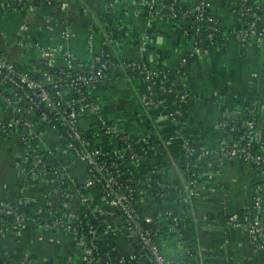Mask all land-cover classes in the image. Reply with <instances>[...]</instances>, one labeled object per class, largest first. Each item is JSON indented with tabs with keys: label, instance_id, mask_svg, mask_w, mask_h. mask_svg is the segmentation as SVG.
I'll use <instances>...</instances> for the list:
<instances>
[{
	"label": "crops",
	"instance_id": "1",
	"mask_svg": "<svg viewBox=\"0 0 264 264\" xmlns=\"http://www.w3.org/2000/svg\"><path fill=\"white\" fill-rule=\"evenodd\" d=\"M146 1L23 0L17 9L9 0H0V53L18 69L39 76L47 71L40 56L42 49L49 51L56 69L64 68L68 60L86 65L105 49L120 60L130 61L139 56L137 41L147 34L144 57L148 68L159 73L151 85L150 98L142 79L115 72L88 89L91 105L79 119L82 134L115 159L128 141L147 140L139 162L120 163L118 169L131 180L139 212L151 220L162 216L172 234H177L178 224L188 228L180 235L184 241L168 235L162 242L167 259L180 264L186 252L184 244H188L200 251L201 264H264V218L258 244L249 231L250 217L239 221L236 215L227 217L247 207L248 186L250 199L255 187L262 188L264 207V174L237 161L223 164L217 157L223 141L220 122L228 116L239 120L242 115L233 101L237 106L241 102L255 106L253 131L264 151V36L244 42L236 39L235 33L243 27L236 14L239 0H204L226 39L222 48L213 47L194 57L184 72H178L179 62L191 46L190 30L176 28L166 16L152 18L147 29L150 16L144 7ZM177 1L157 0L159 4ZM172 112L178 113L177 120L170 116ZM9 114L0 102V121H9ZM102 121L113 124L118 135H95ZM183 132L196 154L194 166L206 170L188 195V203L183 201V186L195 170L178 156ZM57 144L56 133L48 131L38 152L55 147L51 166L42 172L38 165L37 176L26 179L18 166L27 158L34 160L37 153L28 152L18 137L0 134V206L22 207L23 216L19 231L13 222L1 224L2 236L12 241L0 240V264H74L72 257H66V251L75 248L73 243L79 248L75 260L85 264L77 237L57 229H41L34 222L43 211L56 216L63 199L66 213L75 219L84 221L92 215L114 230L120 256L135 254L132 240L124 233L122 215L103 200L96 186L89 185L83 166ZM156 179L168 190L159 201L150 186ZM27 236L29 240L24 242ZM15 245L23 249L19 259L11 257L16 253L11 247ZM112 257L100 264H118ZM139 261L146 264L145 258Z\"/></svg>",
	"mask_w": 264,
	"mask_h": 264
},
{
	"label": "built area",
	"instance_id": "2",
	"mask_svg": "<svg viewBox=\"0 0 264 264\" xmlns=\"http://www.w3.org/2000/svg\"><path fill=\"white\" fill-rule=\"evenodd\" d=\"M10 4L20 7L24 4L23 0H9ZM170 5L159 4L157 0H148L144 3L146 12L150 16L149 21L146 24V28H151V19L158 16H166L173 22H175L176 14L173 13V2ZM237 17L242 23L241 30L235 33L236 39L240 42H244L253 38H260L264 36V0H239L237 9ZM209 12L204 0H196L192 10L186 11L181 14V18L188 17L194 18V25L191 27L185 26L180 28H188V38L191 42L196 40L199 44H205L202 46H190L187 54L180 60L178 64V72H184L188 62L186 56L197 57L198 55L208 52L213 48L214 42H212L213 34L217 33L221 35V40L226 39V36L220 30L217 22L210 18ZM201 22H207V39L202 41L200 37V25ZM225 37V38H224ZM149 36L146 34L139 39L138 53L139 56L130 61L120 60L117 58V63L108 62L103 60V57H114V54L105 49L97 57L88 62L86 69L80 68L78 71L73 69V60H68L67 65L64 68L56 69L53 66L52 57L47 49H42L40 52L41 58L47 64V71L42 75L35 76L29 72L22 71L16 66L9 63L6 58L0 53V86L4 83H8L12 86L14 96L12 98H0L6 107H8L9 121H0V134L7 138L18 137L25 145L26 149L30 153H37L34 160H28V158L20 163L19 171L26 179H33L37 176L36 167L41 165L42 172H45L46 163L43 162V155L47 153L52 156L55 147H46L42 152H38V147L42 143L43 136L52 131L56 133L58 139V148L65 149L75 161L83 166L89 178V185L96 186L102 194L103 200L109 204L112 208L119 211L123 218V229L128 238L136 241L137 253L129 257L122 256L121 259H117L118 264H138L139 259L145 258L146 264H176L171 260H168L160 252L158 245L152 239L151 231L144 228L143 223H150L151 219L140 215L138 208L134 204L133 193L130 188L131 180L128 177L123 176L118 165H109L103 161L105 152L92 145L87 138L84 137L79 126V119L82 113L88 109L91 105V98L88 94V89L92 86H97L105 82L109 77L106 74L107 70L114 69L115 72L126 71L130 69L132 72L138 70V75L142 76V81L147 87V96H151V85L159 75L158 72L152 71L148 68V65L144 62L136 61L144 59V52L148 44ZM138 62V63H136ZM63 69H67L66 71ZM138 77V76H137ZM139 78V77H138ZM1 96V94H0ZM161 104V102H159ZM252 108H248L247 117L242 113L241 118L242 126L246 129V132L240 137L234 140L226 141L223 138L222 148L217 155L221 163L228 162H241L249 165L263 166L264 165V151L257 154L251 152L252 144L256 143L257 136L253 131V122L255 114V106L252 104ZM37 117V121H30L27 117ZM173 119L178 117V113L170 115ZM233 116H228L231 122ZM234 118V117H233ZM247 118H249L247 120ZM234 120L239 121L234 118ZM103 131L102 135L115 137L118 135L116 127L107 121H102L99 126ZM219 128L222 134L225 133L227 124L224 119L220 122ZM62 130V133L58 131ZM234 127L231 128V131ZM183 156L187 160L193 159L195 152L190 147L188 140L183 137L179 138ZM140 144H146V139H140L137 142ZM229 146V147H228ZM128 152L129 163H136L144 156L145 150L135 152L134 147L127 144L124 148L122 155ZM120 155V156H122ZM118 156V157H120ZM186 167L193 166L194 172H190L184 189V203H188V195L192 192L198 183L196 174L200 166H194L192 164L184 163ZM114 167V168H113ZM204 174V173H203ZM254 195L251 198V204H253L252 214L250 219L249 231L252 235L253 241L256 243L262 236V221L264 218V207L262 205V188L260 186L255 187ZM65 193V192H63ZM63 196H65L63 194ZM84 202L88 204V201L84 198ZM66 202L63 207L65 208ZM89 208V206H88ZM19 209L11 206H0V218L9 217L13 220V225L17 231L20 230L23 216L18 212ZM40 214V213H39ZM37 215L34 218V222L38 221L45 224V229H57L61 232L68 233L79 239V244L82 248V254L85 264H100L101 261L107 259L105 256L96 253V244L94 242L95 231L90 227L89 223L85 220H78L69 214H65L68 218L66 224L62 221H54L49 224L47 219ZM92 216V215H90ZM93 217V216H92ZM94 221H98L93 217ZM83 225L86 228L85 234L81 231ZM107 228V227H106ZM108 229V228H107ZM81 230V231H80ZM111 233H115L114 230L109 229ZM2 228H0L1 236ZM108 234L107 231L103 232V235ZM196 254L200 258V251L197 249ZM28 258V255H26ZM106 264V262H104ZM201 264V261H199Z\"/></svg>",
	"mask_w": 264,
	"mask_h": 264
},
{
	"label": "trees",
	"instance_id": "3",
	"mask_svg": "<svg viewBox=\"0 0 264 264\" xmlns=\"http://www.w3.org/2000/svg\"><path fill=\"white\" fill-rule=\"evenodd\" d=\"M196 0H178L177 2H173L172 4L173 6V13L176 14V18H175V27L176 28H180V27H185V26H193L194 25V18L193 17H188V18H181V14H183L186 11L192 10L193 6H194V2ZM171 3H164V5H170ZM14 8H16V6H14ZM210 18L211 15L209 13L208 15ZM213 19V18H212ZM199 25L201 26L200 28V37L202 39V41H206L207 39V22H201L199 23ZM213 34V38H212V42H214V46L216 48H222V38L221 35H218L217 33H212ZM118 37H114V39H117ZM190 38V37H189ZM138 40V39H137ZM139 43V41H137ZM191 44L192 46H202L203 48L206 47L205 44H199L198 42H196V40H192L191 38ZM138 46V44H137ZM187 58V66L184 69V71L187 69L188 65L190 64V62L194 59L193 57L190 56H186ZM103 60H108V62H113V63H117V58L116 57H108V59L106 57L102 58ZM136 61H140V62H144L147 64L146 62V58L142 59V60H136ZM138 63V62H136ZM73 64V69L75 71H78L80 68L82 69H86L84 64H78L76 62H72ZM63 70H67V69H63ZM125 72H128L129 74H131L132 76H138L140 79H142V76L138 75L139 71L138 70H134L133 72L130 69H127ZM115 70L114 69H108L106 74L109 76L114 75ZM0 98H6V97H10L12 98L14 96V91L12 89V86L8 83H4L3 85L0 86ZM234 107H238L241 109V113H243L244 115H246L247 117H251L248 115V108L249 107H253L252 104L253 103H244L241 102L240 106H237V102L233 101ZM174 113V112H172ZM176 113V112H175ZM247 118V120L249 119ZM27 119H29L30 121H37V117L33 116V117H27ZM178 119V117H176V120ZM233 122L230 121L229 118H224V121L227 124V128L225 130V133L223 134V138L228 141V140H234L237 139L238 137H240L242 134H244L246 132V129L242 126V120H234V118L232 117ZM234 127V130L231 131V128ZM58 131L60 133H62V130L58 129ZM97 132L95 133V135L97 134H103V131L100 129V127H98V129L96 130ZM183 135V138L185 140H188L187 137L184 135V132L181 134V136ZM256 143L252 144L251 147V152L253 154H257L259 152H261L260 147H259V143H258V138L256 139ZM147 142V140H146ZM127 144L131 145L134 147V151L135 152H140L142 149H144V144H140V143H134L132 141H128ZM229 147V146H228ZM97 148V147H96ZM181 148V144L178 147V156L182 159V161L184 163L187 164H192L193 162H195L196 160V154L194 155L193 159L191 160H187L184 158L183 156V152L180 151ZM49 156L47 153H44L43 155V162L46 163V167L49 168L51 166L52 161H50V159L53 157ZM103 161L106 162L107 164L111 165L113 164L118 165L120 163H129V155L128 152L125 153L124 155L118 157L117 159L112 158L110 154L105 153V157L103 158ZM230 163V162H228ZM225 163V164H228ZM253 169L255 170H259L260 172H262L264 174V165L263 166H255V165H251ZM114 168V167H113ZM204 171H206L204 168L201 167V169L198 170L197 174H196V178L199 180V176L200 174H202ZM151 186V190H152V195L154 197V199L156 201H159L166 193H168V190L161 187L158 184V179L153 180L150 184ZM163 195V196H162ZM60 209H59V213L54 216V217H50L49 214L45 213V211L41 212L39 214V216H42L44 218L47 219V222L49 224L53 223L54 221H62V223L66 224L68 222V218H66L65 214H66V209L63 207L64 204V199L61 200L60 202ZM253 208V204H251L250 206L245 207L243 210H239L237 212H231L229 213V216H233L236 215L238 221L241 220V218L243 217L244 219H249V217L251 218V210ZM19 213L22 212V207L19 208L18 210ZM140 215L144 216V214H142L140 212ZM227 217L226 220H227ZM13 222V220L11 218H7V217H1L0 218V228L2 227L1 224L2 222ZM86 222L89 223L90 227H92V229L95 231V237H94V242L96 244V253L101 254V256H113L112 258L116 261L117 259H121L122 256H120V252L119 249L117 248V245L114 242L115 239V233H111L109 229L106 228V226L100 221H96V222H92L90 221L88 218L85 220ZM229 224L233 223V222H228ZM37 225L39 227H41V229L45 228V224H43L42 222L38 221ZM144 228L149 229L151 231V235H152V239L154 240V242L158 245L160 252L164 255L165 254L162 250V242H164V240L166 239V237L169 236H175L177 235V241H184V239H182V234L188 229V228H182L184 226V223L182 224H178V232L177 234H172L169 231V228H165V224L162 222V216L161 218H158L157 216H155L150 223L146 224L143 223ZM85 226L83 225V229L84 230H80L82 233L85 234L86 232V228H84ZM186 229V230H185ZM107 231L108 234L103 235V232ZM125 233V232H124ZM181 235V236H180ZM132 240L135 250L134 253H137V247H136V241L134 239H130V241ZM256 243L261 244L260 240H258ZM184 251H186L184 254V258L183 261L180 262V264H199V257L196 254V250L188 245V244H184ZM126 258V257H125ZM166 258V257H165ZM127 259V258H126ZM167 259V258H166ZM169 260V259H168ZM172 261V260H171Z\"/></svg>",
	"mask_w": 264,
	"mask_h": 264
},
{
	"label": "rangeland",
	"instance_id": "4",
	"mask_svg": "<svg viewBox=\"0 0 264 264\" xmlns=\"http://www.w3.org/2000/svg\"><path fill=\"white\" fill-rule=\"evenodd\" d=\"M75 201L76 200H73L72 202L73 203H75ZM72 202H70V205H71V203ZM3 232V231H2ZM2 232H1V236H0V240H2V242L3 243H9V242H11L12 240L11 239H9V238H7V237H4V234H3V236H2ZM29 239H28V236H27V238H25L23 241L24 242H26V241H28ZM73 246L75 247V248H72L70 251L69 250H67L66 251V257H72V259H73V263L74 264H79V262H77L76 260H75V258H74V255L77 253V251L79 252V248L73 243ZM12 247V249H14L15 250V254L14 255H12L11 257L12 258H17V259H19V257L21 256V254H22V246L21 245H15V246H11ZM1 260V259H0ZM2 261V260H1ZM17 264H19V262L17 263Z\"/></svg>",
	"mask_w": 264,
	"mask_h": 264
},
{
	"label": "water",
	"instance_id": "5",
	"mask_svg": "<svg viewBox=\"0 0 264 264\" xmlns=\"http://www.w3.org/2000/svg\"><path fill=\"white\" fill-rule=\"evenodd\" d=\"M250 189H251V186H248L247 187V206L251 205L250 192H249ZM251 212H252V210H251ZM90 219L94 221L92 216L90 217Z\"/></svg>",
	"mask_w": 264,
	"mask_h": 264
}]
</instances>
